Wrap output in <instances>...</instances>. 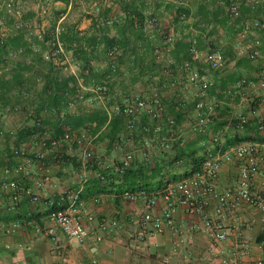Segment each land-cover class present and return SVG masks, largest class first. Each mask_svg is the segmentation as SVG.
<instances>
[{"label": "crops", "instance_id": "crops-1", "mask_svg": "<svg viewBox=\"0 0 264 264\" xmlns=\"http://www.w3.org/2000/svg\"><path fill=\"white\" fill-rule=\"evenodd\" d=\"M90 2L93 4V0ZM173 2L175 1H162L163 6L153 7L155 14L160 18L161 26L167 31L175 29L180 33L181 31L173 24L174 20L180 22L185 36L196 35L203 48L206 47L207 37H213L217 29L221 28L222 33L224 28H230L227 26L226 11L220 0H180L177 5ZM74 4L73 0L54 2L33 0L32 3H24V13L20 15L19 21L45 25L48 30L47 37L59 32L65 42L68 56L59 64L45 63L40 54L34 53L29 46L26 57L33 59L32 65H26L24 57L13 66L9 75L0 71V77L6 83V87L0 89V101L21 106V112L12 116L7 125L16 130L19 136L26 137L31 132L34 119L30 116V111H34L43 119L50 133L60 137L63 134L60 118L53 114L51 109L64 106L65 96L62 92L77 91L80 87L91 89L96 83L109 82L111 95L106 103L81 102L74 113L66 110L65 121L76 129L79 135L81 131H85L86 141L65 143L61 150H42L37 146L34 151L45 153L46 164L51 173L50 184L43 189L42 196L57 195L68 189H76L80 181L78 174H86L88 181L81 196L86 208L95 217L96 222H116L118 227L109 231L94 225L96 233H91L87 242L80 244L66 237L45 214L41 213L38 206L32 205L26 198L11 214L4 213L0 207V264H218L214 254L213 238L206 230L202 218L191 216L184 209H181L173 220V227L178 231L180 239L175 236L173 228L169 225L165 227L163 233L154 238L144 242L137 238V226L131 223L130 218L141 214L145 210V205L143 202H126L119 195L125 190H130L129 188L138 187L142 182V185L144 182L149 184L147 189L151 192L159 190L163 184V175L160 185L158 183L160 177H154L146 166L148 163L143 161L139 150L144 136L140 131L134 135L137 152L129 168L130 173L125 177L111 174L109 182H102L97 177L102 172L101 169L90 167V163L83 155L86 150H90L101 155L109 164H120L124 153L131 150L132 146L129 143L130 137L127 138V144L116 146V143H110L109 134L118 136L125 134L127 124V119L123 115L112 111L114 98L128 94L149 96L154 88L158 89L168 113L179 117L178 136L173 143L174 152L169 155L155 149L153 153L157 167L162 168L171 180L179 181L188 174V169L204 157L205 146L211 143V134L222 128L228 129V137L220 152L242 142H264V131L259 130V121L264 119V93L256 84L264 71V64L260 60H251L253 71H247L235 63L239 78L248 77L256 86L234 97L227 96L225 91L236 79L233 81V77L228 75L227 71L224 72L225 68L216 73V85L210 92L209 100L221 102L220 117L212 132L198 135L188 120V116L193 114L195 108V98L189 96L187 99L179 90L172 91L162 87L165 81L161 74L163 64L155 57L152 43L146 33H142L146 42L144 39L137 40L138 33L129 22L134 19L133 23L137 27V20L134 16L127 19L123 10L124 5L117 8L122 22L109 33L104 30L99 15L93 13L90 15L89 11L87 15H74L72 11ZM173 7L176 11H184L188 20L178 21ZM29 8H33L34 11H25ZM253 9V6L244 4V15L254 17ZM172 17L175 19L171 20ZM262 18L264 19L263 16ZM203 22L212 23L213 31L205 32L200 27ZM121 27L123 29H119ZM231 32L234 34L232 29ZM11 36L12 33L8 34V37ZM106 36L118 44L119 70L114 75L110 74L109 66L106 64L107 48L103 42ZM185 36H177L172 53L178 63L189 58ZM262 51L264 53V38ZM84 57L89 61H84ZM181 76L180 73L174 72V77ZM23 91L29 93V99L20 98L19 94ZM87 95L92 97L94 93L88 92ZM179 105L182 108L179 109ZM238 114H245L250 119L243 133L236 130ZM139 123H152V120L146 114H142ZM179 139H184L183 145ZM70 147L71 151H68ZM8 149L11 150V147L7 145L0 149V181L4 167L12 166L14 163L9 160ZM177 161H181V164H176ZM239 165L238 160L222 164L217 179L220 190L236 185ZM254 186L256 191L264 192L262 175L256 178ZM1 196L2 202L6 203L8 195L2 193ZM214 205L215 203L210 210L211 218L223 225L229 233L228 240L222 245L226 255L230 257L236 252L249 249L250 253L242 258V263L255 264L257 260L263 258L264 214L243 203L232 216L217 217L213 214ZM164 206V200L159 199L155 211L161 212ZM13 221L19 222L20 227L15 234L8 235L5 228ZM29 221L33 224H27ZM97 235L103 237L102 241L97 239Z\"/></svg>", "mask_w": 264, "mask_h": 264}, {"label": "built area", "instance_id": "built-area-1", "mask_svg": "<svg viewBox=\"0 0 264 264\" xmlns=\"http://www.w3.org/2000/svg\"><path fill=\"white\" fill-rule=\"evenodd\" d=\"M220 4L226 11L227 26L233 30L236 36L234 50L238 57L252 61L263 60L264 64L262 51L264 19L247 16L243 13L244 4L264 7V0H220ZM6 6L11 11L14 7L13 0L7 1ZM144 16L143 31L152 43L155 57L163 64L161 74L165 77V81L162 87L172 91L179 90L185 95L184 98L188 99L189 96L195 98L193 114L188 116L189 125L198 135L212 132L213 126L220 117L222 104L216 100H209V95L216 85V73L225 68L227 62L224 49L225 34L222 32L218 39L207 37L204 48L200 46L196 35L187 36L189 58L178 63L172 55L177 34L164 29L155 12L149 9L145 10ZM180 19L186 22L188 17L182 13ZM115 22L118 23L119 20L116 18L109 20L110 24ZM31 27L29 23L19 25V28L28 32L29 41H31L32 35L38 38L40 43L33 45L32 50L34 53L40 54L44 62L59 64L67 59L66 46L59 32L51 34L52 39L49 40L43 27L35 32L31 31ZM200 27L207 33L214 29V25L207 22L202 23ZM22 52V49L8 50L3 58V71L9 72L11 70L9 63L18 58ZM107 55L110 59V73L116 74L119 70L118 49H110ZM32 63L31 59L26 60L27 65H32ZM173 67L175 68L173 69ZM175 71L182 76L174 77ZM256 84L264 93V71L260 74ZM255 86L253 80L241 77L232 86L227 87L225 93L227 96L234 97L252 90ZM88 92L94 93V96L89 97ZM110 95L109 82L93 85L91 89L80 87L76 96L69 98L66 109L52 108V113L60 118L63 130L60 137H54L44 124L43 119L38 117L34 111H30V116L34 119L33 128L25 138L20 139L16 130L3 128L1 125L7 124L13 115L19 114L21 106L15 103L5 104L0 101V126L2 127L0 128V143H7L9 140L14 143L9 157V160L14 163L12 166L4 167L3 177L0 181V207L4 213L15 212L22 201L27 198L32 205L38 206L41 213L45 214L66 237L80 244L86 243L90 234L95 232L96 226L94 225L109 231L118 227L116 222H96L95 217L86 208L81 198L88 181L86 174H78L80 181L76 189H68L57 195L42 196L43 189L50 184L51 173L46 164L45 153L34 151L37 146L42 150H54L61 148L65 143L86 141L85 131H81V135H79L78 131L65 121L66 110L74 113L81 102L106 103ZM19 96L23 100L30 97L29 93L25 91L21 92ZM112 111L127 119V128L130 133L129 143L132 148L124 153L123 160L118 165L109 164L101 155L93 151L86 150L84 152L83 156L90 163V167L101 169L102 172L97 177L102 182H109L111 174L123 175L131 167L137 152L134 135L138 131L144 136L139 151L143 161L150 163L151 167L155 166L153 161L155 149L169 155L174 152L173 143L178 136V122L175 116L168 113L157 88H154L149 96L128 94L115 97ZM142 114H146L152 123L140 124L139 118ZM249 123L250 119L247 115L238 114L236 130L243 133ZM259 130L264 131V119L259 121ZM227 137V128L212 133L211 143L205 146L204 157L196 165H192L187 171L188 174L181 180H171L168 174L164 173L163 184L155 192L141 189L125 190L120 193L119 197L126 202H143L145 205V210L141 214L130 218L131 223L137 226V238L141 242L160 235L167 225L173 228V233L180 239L178 231L173 227V220L176 214L184 209L189 215L202 218L206 230L213 238L214 254L218 264H244L242 258L250 253L249 249L236 252L233 256L228 257L222 245L228 240L229 233L223 225L216 223L211 218L210 210L215 203L213 214L217 217H229L241 204L246 203L264 214V192L256 191L254 186L259 175L264 178V142H242L220 152ZM179 141L182 145L184 144V139H179ZM68 151H71V147L68 148ZM233 160L240 162L237 183L232 188L220 190L217 179L222 164ZM176 164H181V161H177ZM2 193L8 195L6 203L2 202ZM159 199L164 200L165 206L161 212L157 213L155 209ZM27 224L31 225L33 222L29 221ZM87 225L92 226L88 227ZM19 227L20 223L13 221L5 228V233L13 235ZM97 239L102 241L103 237L97 235ZM255 264H264V257L257 260Z\"/></svg>", "mask_w": 264, "mask_h": 264}, {"label": "rangeland", "instance_id": "rangeland-1", "mask_svg": "<svg viewBox=\"0 0 264 264\" xmlns=\"http://www.w3.org/2000/svg\"><path fill=\"white\" fill-rule=\"evenodd\" d=\"M7 1H9V0H0V44L1 45L3 44L2 42H4L8 38V34L12 33V35L15 36L19 30L23 29V28H19V25L21 23L31 24V26H32L31 31L32 32L38 31L39 29H41L43 27L45 29L46 33H48L47 27L43 24L19 21L20 15H22V13H24V10H23L24 3L25 2L32 3L33 0H13L14 7L11 9V11L6 6ZM47 1H53L54 2V1H59V0H47ZM73 1L75 3L73 5V9H72V11L74 12V15H76V16L87 15L88 11L91 12L90 15H92V13L99 15L102 18L104 30L111 33L113 31L114 27L116 25H119L122 22L119 14H118L119 13V11L117 9L118 6L122 7L123 5L132 3L136 7H138L139 9H141L143 11L149 9L150 11L154 12V10H153L154 6H156L157 8H160L161 6L164 5V4H162V1H171V2L175 1L173 3H174V5H177L180 0H93V4H91V2H90L91 0H73ZM95 2H98V3L95 5L94 4ZM253 8L254 9L252 10L253 11L252 15L256 18L263 19L262 16L264 17V7L263 8L253 7ZM173 10L176 11L175 7H173ZM25 11L28 12V11H34V10H33V8H29V9H26ZM129 16L132 17V14ZM114 18L118 19L119 22L118 23L115 22L114 24H110L109 20L114 19ZM166 18L169 19L168 17H166ZM170 19L173 20V19H175V17H172ZM178 19H179L178 21H182L180 18H178ZM120 20H121V22H120ZM174 21L175 22H173V24L175 25V28L179 29L181 32L179 33L177 31H175V29L173 32L176 33L177 36L179 35V37L183 36V35L185 36L184 31L181 29V27H183L181 25V23L176 22V20H174ZM203 23H206V22H203ZM207 23H210V22H207ZM171 27H172V24H171ZM167 29H169V27H167ZM169 31H171V30H169ZM222 31H223V33L226 32V34L224 33L225 34L224 49H225V53H226V57H227V62L225 65L224 72L227 71L228 72L227 74L231 75L233 77V81H234L235 79L237 80V78H239V76H238L239 73H238L237 69L235 68L236 67L235 63L239 60H242L243 58L238 57V55L236 54V52L234 50L235 43H236V36L231 32V29L226 27ZM220 32H221V28L217 29V31L213 34V38L218 39V37L221 35ZM27 34H28V32L25 30V40L30 44V47L32 49V46L35 44H38L39 40L36 36L32 35L31 41H29L27 38L28 37ZM185 37H187V36H185ZM47 39L51 40L52 37L48 36ZM177 39H178V37L176 38V41H177ZM43 48H45V47L43 46ZM112 48L118 49L117 45L113 46ZM112 48H110V49H112ZM8 50H11V49H8ZM17 50H19V49H17ZM22 51H23L22 54L18 58H16L15 60H12L9 63L11 69L13 68V66H15L24 57H25V60H24L25 64H26V60L28 58L31 59L33 62L32 58L24 56V50L23 49H22ZM7 52L8 51H6V53H4V54L3 53L0 54V71L3 73H7V75H9L11 70L9 72H5V71H3V68H2L3 58L7 54ZM118 52H119V49H118ZM118 58H119V55H118ZM109 61H110V59L107 55L106 56V64L108 66H109ZM260 61L263 63V60H260ZM241 68H243L247 71H253L251 63L244 65V66H241ZM233 81H231V82H233ZM3 125L5 126V128H10L7 126L8 123L3 124ZM3 125H1V126L3 127ZM1 126H0V128H2ZM11 129H13V128H11ZM13 144H14L13 141H10V140L7 143H0V149H3L6 145L12 147ZM8 150H10V149H8Z\"/></svg>", "mask_w": 264, "mask_h": 264}, {"label": "trees", "instance_id": "trees-1", "mask_svg": "<svg viewBox=\"0 0 264 264\" xmlns=\"http://www.w3.org/2000/svg\"><path fill=\"white\" fill-rule=\"evenodd\" d=\"M123 7V6H122ZM123 10L126 12V16H127V19H129V15L132 14V16L135 17V19H137V27L135 26V24L133 23L134 19L132 21H129L130 24L132 25V27H134L135 31L138 33V37H137V40H143V34L144 31L143 30V23H144V19H145V16H144V11L139 9L138 7H136L134 4L132 3H129V4H126L124 5L123 7ZM182 13H185L184 11H181V10H177L176 11V18L177 20H179L178 18L181 17V14ZM186 14V13H185ZM121 22V20H120ZM130 25V26H131ZM139 25V26H138ZM117 26V25H116ZM119 29H123V27L119 28ZM142 35V37H141ZM62 39V38H61ZM144 41L146 42V40L144 39ZM64 42V41H63ZM103 42L105 44V47L107 48V52L110 48H112L113 46L115 45H118L113 39H111L110 37L106 36L104 39H103ZM3 44L1 45L0 44V54L5 52V51H8L7 48H12V49H23L24 50V56H26V52L30 46V44L25 40V29H21L18 31V33L15 35V36H11V37H8L4 42H2ZM65 43V42H64ZM85 58V57H84ZM84 61H89L87 60V58L84 59ZM251 60L250 59H242V60H239L237 61L238 65L239 66H244V65H247V64H250ZM45 63H48V62H45ZM53 64V63H51ZM110 68V67H109ZM110 71V70H109ZM111 74V73H110ZM114 75V74H112ZM5 80L2 79L0 77V89L2 88H5L6 87V83L4 82ZM94 85H97L94 84ZM78 90L76 91H64L62 92V94L65 96V101H64V106L61 107V106H56V107H60V108H63V109H66V104L69 100V98H74L77 94ZM183 105V104H181ZM56 107H53V108H56ZM182 108L180 105H179V109ZM176 119H177V122L179 120V117L176 116ZM44 122V121H43ZM179 123V122H178ZM63 131V130H62ZM125 134L121 135V136H118V134H112L110 133L109 134V140H110V143L111 144H114L116 143L117 145L116 146H120V145H123V144H127V138H129L130 136V133H129V130L127 128V124H126V129H125ZM54 136V135H53ZM124 136V137H123ZM55 137V136H54ZM20 139L22 138H25V137H21L19 136ZM63 146L61 148H59V150H61L62 148H64V144H62ZM154 161V164L155 166L154 167H151L150 163H148L146 166L147 168H149V171L152 172V174L154 175V177H160V181L158 182L160 185L162 184V175L165 173L163 171L162 168H158L156 163H155V160L153 159ZM130 169L126 170V172L123 174V176H127L130 171ZM147 172V170H146ZM145 180V179H144ZM142 183H139L138 184V187H134L133 188H129L130 190H133V191H136V190H146L147 192H151L150 189H147L148 185L146 182H144V185H142Z\"/></svg>", "mask_w": 264, "mask_h": 264}]
</instances>
